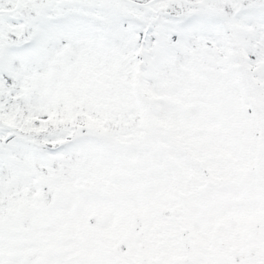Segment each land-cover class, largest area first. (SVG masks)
<instances>
[{
	"label": "snow or ice",
	"instance_id": "1",
	"mask_svg": "<svg viewBox=\"0 0 264 264\" xmlns=\"http://www.w3.org/2000/svg\"><path fill=\"white\" fill-rule=\"evenodd\" d=\"M0 264H264V0H0Z\"/></svg>",
	"mask_w": 264,
	"mask_h": 264
}]
</instances>
